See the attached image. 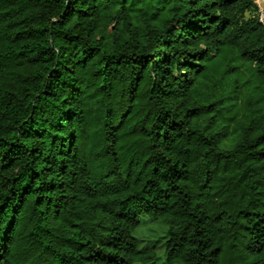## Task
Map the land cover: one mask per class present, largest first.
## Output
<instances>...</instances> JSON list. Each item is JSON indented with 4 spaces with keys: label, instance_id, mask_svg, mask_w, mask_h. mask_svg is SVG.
<instances>
[{
    "label": "trees",
    "instance_id": "trees-1",
    "mask_svg": "<svg viewBox=\"0 0 264 264\" xmlns=\"http://www.w3.org/2000/svg\"><path fill=\"white\" fill-rule=\"evenodd\" d=\"M254 0H0V264H264Z\"/></svg>",
    "mask_w": 264,
    "mask_h": 264
},
{
    "label": "rangeland",
    "instance_id": "rangeland-1",
    "mask_svg": "<svg viewBox=\"0 0 264 264\" xmlns=\"http://www.w3.org/2000/svg\"><path fill=\"white\" fill-rule=\"evenodd\" d=\"M168 226L169 224L165 221L145 216L142 218L141 225L134 233L140 250H155L157 259L154 264H165L163 256L164 238Z\"/></svg>",
    "mask_w": 264,
    "mask_h": 264
},
{
    "label": "built area",
    "instance_id": "built-area-1",
    "mask_svg": "<svg viewBox=\"0 0 264 264\" xmlns=\"http://www.w3.org/2000/svg\"><path fill=\"white\" fill-rule=\"evenodd\" d=\"M254 4L257 7V17L260 22H263L264 20V0H254Z\"/></svg>",
    "mask_w": 264,
    "mask_h": 264
}]
</instances>
